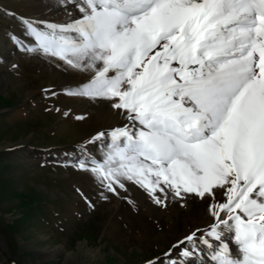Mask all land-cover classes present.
<instances>
[{
	"label": "snow or ice",
	"instance_id": "6c2138e0",
	"mask_svg": "<svg viewBox=\"0 0 264 264\" xmlns=\"http://www.w3.org/2000/svg\"><path fill=\"white\" fill-rule=\"evenodd\" d=\"M66 2L81 19L28 23L29 34L46 55L91 72L70 94L107 100L132 122L98 133L89 143L110 138L103 162L80 168L105 191L129 181L157 204L169 193L211 201L215 264H264V0Z\"/></svg>",
	"mask_w": 264,
	"mask_h": 264
},
{
	"label": "rangeland",
	"instance_id": "374dc122",
	"mask_svg": "<svg viewBox=\"0 0 264 264\" xmlns=\"http://www.w3.org/2000/svg\"><path fill=\"white\" fill-rule=\"evenodd\" d=\"M60 1L0 0V264H215L220 242L205 235L215 222L208 209L191 225L169 200L157 204L129 181L105 191L80 168L85 159L103 162L110 138L89 141L126 117L114 109L122 117L104 120L94 109L102 99L70 94L91 72L46 55L29 34L28 23L42 29L82 18ZM232 237L221 239L238 256Z\"/></svg>",
	"mask_w": 264,
	"mask_h": 264
},
{
	"label": "bare ground",
	"instance_id": "6f19581e",
	"mask_svg": "<svg viewBox=\"0 0 264 264\" xmlns=\"http://www.w3.org/2000/svg\"><path fill=\"white\" fill-rule=\"evenodd\" d=\"M58 3H59V1H58ZM60 4H61V6L62 5L66 6V4H68V2H66V0H64V1L61 0ZM72 4H74V6H75V13H76L73 15L74 16L76 15L77 18H80L82 13L79 11V9L75 3H72ZM69 14L71 15L70 10H69ZM62 80L65 84L70 83V81H69L70 79L67 80L65 78ZM94 109H96L97 113L104 120H107L108 118H111L112 120H114L116 118L118 119L119 117L120 118L122 117L121 114L114 116V109L111 107L110 102L107 100L106 101L99 100V102L94 106ZM131 123H132L131 121L126 119L123 122V125L121 126V128L124 127V125H131ZM157 194L164 199V193L157 192ZM135 195H136L135 197L137 198V200L139 202L144 203V205L149 209L151 203L148 200H146V198L143 196V194L140 191L135 190ZM185 195H186V199L181 201L179 198L173 196L172 193H169L168 198L166 200H169L172 208L177 209L179 213L187 212V215L189 218V223L191 225H195L198 221L204 220L205 216L207 215V211H208L207 209L209 208L211 201L205 202L203 199H201L199 197H195L194 194H185ZM220 199H223V197H220ZM166 200H164V201H166ZM181 205H183V206H181ZM155 212H156V210H155ZM232 238L234 239V234H233ZM234 243H235V241H234ZM235 246H236L235 249H237V251L239 252V249H238V246L236 243H235Z\"/></svg>",
	"mask_w": 264,
	"mask_h": 264
}]
</instances>
